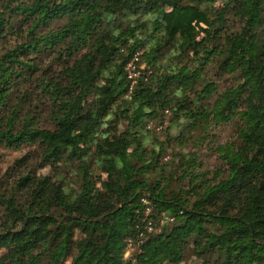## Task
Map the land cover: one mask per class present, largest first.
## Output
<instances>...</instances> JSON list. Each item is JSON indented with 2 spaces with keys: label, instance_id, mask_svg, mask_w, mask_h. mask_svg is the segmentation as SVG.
Masks as SVG:
<instances>
[{
  "label": "trees",
  "instance_id": "1",
  "mask_svg": "<svg viewBox=\"0 0 264 264\" xmlns=\"http://www.w3.org/2000/svg\"><path fill=\"white\" fill-rule=\"evenodd\" d=\"M168 111L237 119L212 181L160 163ZM23 147L0 264H264V0H0V148Z\"/></svg>",
  "mask_w": 264,
  "mask_h": 264
},
{
  "label": "rangeland",
  "instance_id": "2",
  "mask_svg": "<svg viewBox=\"0 0 264 264\" xmlns=\"http://www.w3.org/2000/svg\"><path fill=\"white\" fill-rule=\"evenodd\" d=\"M230 26L233 29L237 26V23H231ZM13 41V39L10 40L4 48L12 45L14 43ZM51 62H53L52 64L55 66L59 61L44 58V63L50 65ZM141 69H144V64L141 66ZM210 81L215 84L218 94H221L227 87L235 84L236 78L225 74L212 73ZM171 117V111L164 112L162 124L153 121L146 126L148 131L154 134L159 142H163L166 145V152L160 163L169 170L172 176H174V172L183 173V171H181L183 169L189 171L190 175L191 173L198 174L199 180L201 179L200 177H202L206 182L212 181L213 172L221 168L219 154L217 152L218 147L237 143V119L222 123L218 126L209 119L198 120L195 124L193 122L185 123V125H183V121H181L180 125L169 129ZM179 132L182 133V137H178ZM174 136L178 137V140L175 139L171 141V137ZM27 150L28 149L25 147L21 149L0 148V194L11 190L17 177L23 172L21 168L15 165V161L23 156ZM181 150H183V152H185L184 154L187 156L193 154V160L191 162L187 161L185 163H180L178 153ZM172 186L175 190H179L180 188H186L187 183L174 180ZM182 264L202 263L192 255H188Z\"/></svg>",
  "mask_w": 264,
  "mask_h": 264
},
{
  "label": "built area",
  "instance_id": "3",
  "mask_svg": "<svg viewBox=\"0 0 264 264\" xmlns=\"http://www.w3.org/2000/svg\"><path fill=\"white\" fill-rule=\"evenodd\" d=\"M138 60H139V53H136L125 66L127 79L130 81V87H132L136 83V79L140 74L139 70H137V67H136ZM140 69H141V66H140ZM165 219L167 220V218ZM151 229L152 228L150 226V223L147 224V231L149 232L151 231ZM140 237H142V234L140 235ZM126 244H127V250L124 254V257H123L124 259H126L129 256L131 251L138 248V247L133 248L132 242L130 240H127Z\"/></svg>",
  "mask_w": 264,
  "mask_h": 264
}]
</instances>
